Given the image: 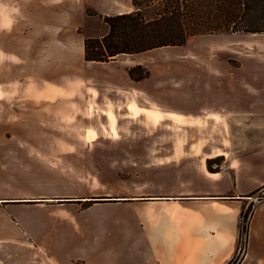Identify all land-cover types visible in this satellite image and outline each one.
<instances>
[{"label":"crops","instance_id":"obj_1","mask_svg":"<svg viewBox=\"0 0 264 264\" xmlns=\"http://www.w3.org/2000/svg\"><path fill=\"white\" fill-rule=\"evenodd\" d=\"M17 1H32L33 8L17 10L23 21L15 19L16 25L5 19L15 13L2 9V36L5 28L27 23L31 33L16 41V54L7 55L5 44L0 48V96L8 99V104L0 102V165L34 162L57 183L19 197L0 192L5 213L0 233L8 235L0 238V264L9 263L6 245L31 255L34 263L20 264H264V183L246 187L238 179L264 169V72L248 79L216 72L208 88L198 82L185 87L171 73L154 84L150 70L132 60L181 46L96 63L84 59L83 36L64 35L83 27L81 19L131 12L122 11L130 0ZM107 32L106 25L94 37ZM122 56L129 57L122 61V73L88 72L112 66ZM136 65L149 77L133 81L127 71ZM138 110L160 118L150 119L146 134L87 135L90 111L117 113L113 122L122 128L138 126V120L125 118ZM188 127L192 134H181ZM211 128L214 132L207 134ZM217 157L229 160V168L209 172L206 161ZM193 172L215 183L184 182L183 176ZM228 172L229 189H224L217 180ZM94 180L104 186L98 196L90 195ZM258 193L263 198L254 203ZM250 205L239 257L241 214ZM19 206L40 215L22 216L15 209Z\"/></svg>","mask_w":264,"mask_h":264},{"label":"rangeland","instance_id":"obj_2","mask_svg":"<svg viewBox=\"0 0 264 264\" xmlns=\"http://www.w3.org/2000/svg\"><path fill=\"white\" fill-rule=\"evenodd\" d=\"M131 5L122 7V11H136L140 10L142 13L147 17L151 18L154 15V11L156 10V5L150 4V0H140L139 7L134 6L132 0H130ZM25 6V7H24ZM22 8H33V3L23 5L19 4L17 0H0V11L4 9V11H11L15 14H11L5 17V19H9L10 21L15 22V19L20 21L22 16L16 13L17 10ZM94 12L91 9H87V14L92 15L91 13ZM31 17H35L34 11H29ZM95 13V12H94ZM97 15V14H94ZM102 16V15H101ZM115 16V15H113ZM98 18H87L81 19L83 20V27H80L78 30L73 31V29H68L66 31L65 26V33L64 35H74L78 33L79 35L83 36L84 38H98L94 36H99L104 31V21L102 17L98 15ZM48 18V16H42L40 19L44 20ZM1 16H0V48L5 44L6 54L7 52H11V54H16L17 47L15 46L16 41L19 39H23L21 36H27L30 34V30L25 27H29L27 23L22 24L23 26L21 29L18 27L5 28L6 36L3 38L2 36V28H1ZM17 22H15V25ZM25 26V27H24ZM71 28V27H70ZM71 30V31H70ZM64 31V30H63ZM67 36H64L66 38ZM69 37V36H68ZM101 38V37H99ZM2 56V52L0 49V57ZM129 57L122 56L119 58V61L113 63L114 65H105L103 67L93 66L90 67L88 72L95 75V76H107L109 77L112 74L122 73L123 71V63L122 61L127 60ZM1 60V59H0ZM132 61H139L138 64H142L143 66L147 67L150 72V82H154V84L158 83L160 79L163 77V74L171 73V77L177 78L176 81L181 83L185 82V87H189L187 83H200L201 87L208 88L213 85L212 79L215 77L216 72H220L221 74H226V72H237L244 74V78L248 79V77H252L258 75L259 72L263 74L264 72V34H242V33H235V34H220V35H194L193 37L189 38L187 43L181 47H174L169 49H159L156 51H151L147 53H143L137 55L134 60ZM107 63V62H105ZM141 65V66H142ZM213 70H210L212 66ZM142 66V67H143ZM170 66V67H169ZM169 67V68H168ZM84 69V68H83ZM127 68H125L126 71ZM170 71H169V70ZM87 71V70H86ZM213 71V72H212ZM228 74V73H227ZM257 77V76H256ZM171 80V79H170ZM257 80V79H256ZM145 84V88L153 87V85ZM245 98V97H243ZM252 98V97H251ZM5 101L8 104V99L6 97L0 96V102ZM252 102V101H251ZM176 105V104H174ZM95 109L98 110L97 106H94ZM111 110V107L107 108ZM112 111V110H111ZM105 114V112H98V111H90L91 116V125L87 130V135H102V136H110L115 134H124V135H135V134H146L147 126L153 125L150 119L153 121H157L160 118L153 116V118L147 116V114L141 110L137 112L131 113L130 116L125 117L128 122L130 121H137L138 126L135 127L131 124L125 123L127 126L122 128H117V124L115 122L117 119V113H115V117L113 116V112H109ZM103 115L100 117V115ZM106 115V116H105ZM107 117V118H106ZM116 119V120H115ZM124 119V118H123ZM140 119H143L140 122ZM218 119H220L218 117ZM117 123V122H116ZM122 123V122H121ZM131 126V127H130ZM32 130V129H31ZM38 130V129H37ZM74 131V134H79L78 129H70ZM181 130V129H180ZM215 129H208L207 134H212ZM183 131V130H182ZM194 131L193 128H186V131H183L181 134H192ZM7 135L12 134L11 130L3 129ZM144 132V133H143ZM12 156V155H11ZM10 156V157H11ZM197 163L199 161H196ZM229 160H226L225 157H217L213 158L212 162L209 164V167L213 170L221 169L227 170L229 167ZM161 165L159 166V168ZM239 182L242 186H259L264 183V169L259 170L256 169L249 174H243L238 177ZM220 185L224 189H229V172L221 175L219 178ZM183 181L188 182L190 181L191 186H205L209 184H214L215 181H207L202 176H200L197 172L191 173L189 176H183ZM55 176L49 175L46 173V170L31 163V165L23 166L19 164H12L11 161L3 162L0 165V192L2 196H9V197H19L28 195L33 193L37 190L38 187L46 186L48 184H56ZM104 186L94 180L93 184H91V192L90 195L98 196L104 193ZM156 187V186H153ZM58 189L61 192L62 187L59 186ZM254 203L259 202L262 200L263 196L258 193L254 194ZM21 205V204H15ZM16 211L21 214L22 216H27L29 218H36L37 215H40L39 212L31 211L22 207H15ZM252 212V210H251ZM2 213V211H0ZM5 213L0 214V225L2 224V219ZM251 217V216H250ZM5 224V223H3ZM246 223V228H247ZM6 226V224H5ZM4 226V227H5ZM11 230V229H8ZM7 230H3L0 233V238H6ZM243 235V240H244ZM242 242V241H241ZM240 244V243H239ZM6 250L10 251V256L6 257V262L10 264H20L23 261L27 263H34L32 261L31 255L26 253V251L21 250L17 247L6 245ZM16 253V255L14 254ZM239 257L241 256L238 255ZM238 259V258H237ZM6 263V264H9Z\"/></svg>","mask_w":264,"mask_h":264},{"label":"trees","instance_id":"obj_3","mask_svg":"<svg viewBox=\"0 0 264 264\" xmlns=\"http://www.w3.org/2000/svg\"><path fill=\"white\" fill-rule=\"evenodd\" d=\"M139 2L132 0L137 7ZM154 3L156 10L151 18L140 10L115 16L100 15L108 32L101 38H84V59L105 63L119 55L182 46L194 35L264 34V0H150V4ZM127 72L133 81L149 77V71L141 65L130 67ZM212 160L206 161L207 170L219 172L209 167ZM92 202L98 200L88 203ZM251 209L250 205L247 211ZM244 217L243 212L240 239L247 233Z\"/></svg>","mask_w":264,"mask_h":264},{"label":"built area","instance_id":"obj_4","mask_svg":"<svg viewBox=\"0 0 264 264\" xmlns=\"http://www.w3.org/2000/svg\"><path fill=\"white\" fill-rule=\"evenodd\" d=\"M252 210V209H251ZM251 210H249V211H247V210H245V217H244V220H245V224L247 223L248 224V222H249V219H250V216H251ZM244 236H246V234L244 235ZM245 237H244V240H243V238L241 239V241H240V244H239V247H238V255H242L243 253H244V251H245Z\"/></svg>","mask_w":264,"mask_h":264}]
</instances>
